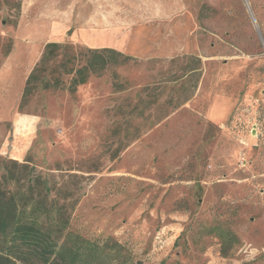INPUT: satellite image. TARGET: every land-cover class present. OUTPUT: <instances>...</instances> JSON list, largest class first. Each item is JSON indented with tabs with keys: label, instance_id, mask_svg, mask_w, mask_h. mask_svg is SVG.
I'll return each mask as SVG.
<instances>
[{
	"label": "rangeland",
	"instance_id": "obj_1",
	"mask_svg": "<svg viewBox=\"0 0 264 264\" xmlns=\"http://www.w3.org/2000/svg\"><path fill=\"white\" fill-rule=\"evenodd\" d=\"M105 17L115 54L89 55ZM53 42L106 65L24 102ZM9 160L131 264H264V0H0V178Z\"/></svg>",
	"mask_w": 264,
	"mask_h": 264
},
{
	"label": "trees",
	"instance_id": "obj_2",
	"mask_svg": "<svg viewBox=\"0 0 264 264\" xmlns=\"http://www.w3.org/2000/svg\"><path fill=\"white\" fill-rule=\"evenodd\" d=\"M44 54L27 79L24 102L38 83L43 89L60 90L61 76H71L72 93L86 84L91 75L106 65L103 59L85 63L77 60L68 46L58 43L45 45ZM115 51L106 48L104 50ZM91 52V51H90ZM95 50L89 55H99ZM117 54V53H116ZM121 57L120 54H118ZM86 58V57H84ZM58 61L61 74H47L50 62ZM84 61V60H83ZM54 75V74H53ZM51 76V77H50ZM0 178V264H131L125 248L116 242L90 241L69 230L68 205L53 196L54 187L31 168L29 162L3 161ZM126 255L118 263V256Z\"/></svg>",
	"mask_w": 264,
	"mask_h": 264
},
{
	"label": "crops",
	"instance_id": "obj_3",
	"mask_svg": "<svg viewBox=\"0 0 264 264\" xmlns=\"http://www.w3.org/2000/svg\"><path fill=\"white\" fill-rule=\"evenodd\" d=\"M61 26H63V24H61ZM73 26L74 25L72 24V27ZM64 28L67 29V27H64ZM58 29L63 31L61 28H58ZM80 31H87V29H83V30L79 29L76 32L80 33ZM90 32L92 33L91 48H94L97 50H105L106 48L108 49L113 48V43H114L113 26L108 25V18H106L104 27H100V28L95 27L93 29L90 28L89 33ZM150 33H148L147 35L150 36ZM141 37H142L141 38V42H142L144 36L141 35ZM134 44H135V41H132L131 46H135ZM25 63H28V58L25 59Z\"/></svg>",
	"mask_w": 264,
	"mask_h": 264
}]
</instances>
